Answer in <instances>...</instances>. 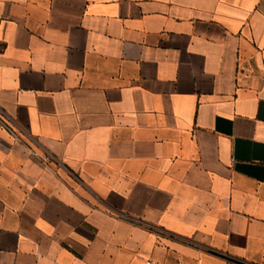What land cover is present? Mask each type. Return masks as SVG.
<instances>
[{
    "label": "crops",
    "instance_id": "0c3cea01",
    "mask_svg": "<svg viewBox=\"0 0 264 264\" xmlns=\"http://www.w3.org/2000/svg\"><path fill=\"white\" fill-rule=\"evenodd\" d=\"M264 264V0H0V264Z\"/></svg>",
    "mask_w": 264,
    "mask_h": 264
},
{
    "label": "built area",
    "instance_id": "2783aa9c",
    "mask_svg": "<svg viewBox=\"0 0 264 264\" xmlns=\"http://www.w3.org/2000/svg\"><path fill=\"white\" fill-rule=\"evenodd\" d=\"M151 264H156V263H151Z\"/></svg>",
    "mask_w": 264,
    "mask_h": 264
}]
</instances>
